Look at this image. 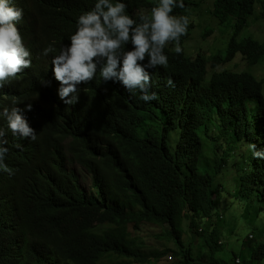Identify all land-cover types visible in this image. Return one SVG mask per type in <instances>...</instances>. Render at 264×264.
<instances>
[{
  "label": "trees",
  "instance_id": "trees-1",
  "mask_svg": "<svg viewBox=\"0 0 264 264\" xmlns=\"http://www.w3.org/2000/svg\"><path fill=\"white\" fill-rule=\"evenodd\" d=\"M53 1L66 18L43 23L42 50L53 41L70 43L77 16L96 2ZM120 2L138 22L158 4ZM184 4L173 12L190 19L181 37L183 52L167 46L168 67L150 71L149 94L157 99L145 102L139 90L130 93L117 81L95 78L72 110L57 104L32 117L38 128L35 142L6 137L12 171H0V264H158L168 254L179 261L173 264H206L203 258L228 264L227 251L241 264L264 263V229L260 236L237 237L239 229L264 217V207H256L264 204V158H256L250 147L249 155L243 152L251 144L264 152V79L253 70L264 65V40L255 37L250 24L264 21V0ZM204 7L232 34L222 50L212 54L197 47L192 54L186 48L192 16ZM205 31L204 36L211 35ZM238 54L246 69H234ZM223 64L232 69L218 70ZM169 78L174 87L167 84ZM237 149L240 159L234 160ZM77 166L81 176H91L95 193L82 190ZM230 167L234 172L227 173L237 175L235 194L219 181ZM226 195L232 199L225 202ZM250 206L256 208L253 217ZM220 217L229 224L231 243H220ZM145 224L163 228L176 248L148 249L131 231L141 232ZM198 239L205 251L194 259L186 240Z\"/></svg>",
  "mask_w": 264,
  "mask_h": 264
},
{
  "label": "clouds",
  "instance_id": "clouds-1",
  "mask_svg": "<svg viewBox=\"0 0 264 264\" xmlns=\"http://www.w3.org/2000/svg\"><path fill=\"white\" fill-rule=\"evenodd\" d=\"M23 2L25 9L18 0H0V117L3 119L0 171L10 174L6 137L19 142H35L38 139L35 115L57 104L72 110L80 102L84 87L95 78L117 81L130 93L139 90L142 93L140 99L145 102L157 99L155 93L149 94L150 71L168 67L169 57L164 51L167 46L174 45L172 50L176 54L183 52L181 37L187 35L190 24L187 15H173L174 9L185 7L184 0H158L150 15H141L139 22L127 14V5L120 0H96L91 10L77 16V29L70 36V43L60 46L53 41L42 50L43 23L49 20L61 23L66 18L65 12L53 0ZM20 20L26 23L22 29L17 27ZM219 27L222 37L224 33ZM128 45L131 50L126 48ZM224 46L221 42L220 47L213 49L214 53ZM226 65H220L218 70L226 69L223 67ZM152 80L154 82V78ZM167 84L174 87L170 78ZM175 135L177 141L180 135L178 132ZM249 147L256 158H264V152L255 151L254 144L243 148L245 154H250ZM75 169L82 190L95 193L91 176L86 172L81 176L79 171L82 170L78 166ZM236 182L232 191L237 187ZM227 185L230 188L228 182ZM223 219L217 220L221 223L220 229L225 224ZM227 230L224 234L229 232ZM165 259L169 263L175 260L173 254H168Z\"/></svg>",
  "mask_w": 264,
  "mask_h": 264
},
{
  "label": "rangeland",
  "instance_id": "rangeland-1",
  "mask_svg": "<svg viewBox=\"0 0 264 264\" xmlns=\"http://www.w3.org/2000/svg\"><path fill=\"white\" fill-rule=\"evenodd\" d=\"M211 3L208 2V5H210ZM256 17H259V13L257 11ZM192 21L194 22V29H193V36L190 37L189 42L187 43V51L192 53L194 51L197 50V47H201L202 49H204L205 51H208L210 53H214L213 49L220 47L221 42L226 45V43L228 42V40L231 37L232 34V30L227 28V27H223L220 26L219 29L221 32L224 33V35L221 37V34L218 30V23L217 21L210 15V11L207 7H204L201 9L200 12L195 13L194 16H192ZM262 22H264L263 20L261 21H251V25L252 27V32L255 34V37L258 38L259 40H264V23L262 24ZM205 30H211L212 33L211 35L208 36H204V32H206ZM224 68H232L230 64L223 66ZM222 67V68H223ZM247 65L246 62L242 59L241 55H237L235 61H234V69L237 70H243L246 69ZM255 74L257 75V77L264 79V65L260 66H256L254 69ZM240 153H241V149H237L235 155L233 156L234 160L240 159ZM202 163V161L200 162ZM202 165V164H201ZM232 173V170H227L223 176L220 177L219 181L220 182H225L229 184L230 188L229 190L232 191V185L235 184L236 182V178L237 175L235 174H228V173ZM235 194V193H234ZM227 196V200H225V202L231 200L232 198L228 195ZM238 205L236 206V209L242 204L241 202L237 203ZM264 207V204H257L256 203V207ZM254 209L253 206H250L249 209L247 210V212H249V216H255L256 213H251ZM245 212V210H244ZM264 213V211H262V214ZM234 221H239L240 217H234L233 218ZM236 225V223H235ZM223 227L221 228L222 230H224V232L229 228L228 224H223ZM240 226V225H239ZM262 229H264V217H260L258 223H256L255 225H253V227H246V228H242L239 229L240 231L237 233V237L239 238H247L249 234H255L257 236H260L262 234ZM164 229L161 227H157V226H150V225H144L142 228V231L140 232V234H138V238L144 243V245L148 248V249H159V250H164V249H169V248H176V244H174L172 241H168L166 236L164 235ZM133 235H135L133 233ZM221 240L224 241V244L227 243H231L229 242V240H227L228 236V232L225 233L223 236H221ZM188 245H191V242L187 241ZM193 246V258H198L200 259V257L204 256L203 252L205 251L203 249V247H200L199 245V240L192 244ZM108 260V259H105ZM201 260H206V264H209L208 261H210V258H203ZM226 260L228 262V264H236V262L234 261V255L232 253V251H227L226 253ZM179 262L178 260H174L172 261V263H169L166 261L165 258L161 259V261L158 264H173L174 262ZM211 264V262H210ZM264 264V263H263Z\"/></svg>",
  "mask_w": 264,
  "mask_h": 264
},
{
  "label": "bare ground",
  "instance_id": "bare-ground-1",
  "mask_svg": "<svg viewBox=\"0 0 264 264\" xmlns=\"http://www.w3.org/2000/svg\"><path fill=\"white\" fill-rule=\"evenodd\" d=\"M24 24H26V23L25 22H21V20H20V21L17 22V27L19 29H22L24 27Z\"/></svg>",
  "mask_w": 264,
  "mask_h": 264
}]
</instances>
